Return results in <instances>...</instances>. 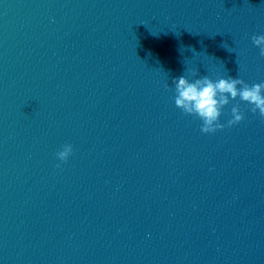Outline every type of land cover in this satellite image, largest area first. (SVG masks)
<instances>
[{"label":"water","instance_id":"1","mask_svg":"<svg viewBox=\"0 0 264 264\" xmlns=\"http://www.w3.org/2000/svg\"><path fill=\"white\" fill-rule=\"evenodd\" d=\"M258 34L264 0H0V264H264V118L168 87L264 82Z\"/></svg>","mask_w":264,"mask_h":264},{"label":"clouds","instance_id":"2","mask_svg":"<svg viewBox=\"0 0 264 264\" xmlns=\"http://www.w3.org/2000/svg\"><path fill=\"white\" fill-rule=\"evenodd\" d=\"M252 42L259 49L260 55L264 56V34L253 35ZM168 87L174 88L175 106L184 114L198 118L204 134L215 133L226 126L221 122V117L226 115L225 109L229 105L228 127L245 119L241 103L250 106L253 114L258 113L264 118V82L249 84L239 76H200L193 69L188 75L173 77ZM73 152V145L66 143L55 155L60 162L66 163Z\"/></svg>","mask_w":264,"mask_h":264}]
</instances>
